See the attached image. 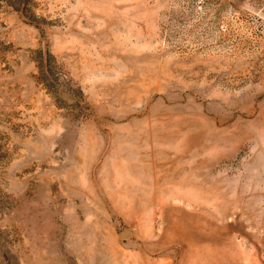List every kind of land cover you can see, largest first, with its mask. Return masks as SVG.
I'll list each match as a JSON object with an SVG mask.
<instances>
[{
    "label": "rangeland",
    "instance_id": "rangeland-1",
    "mask_svg": "<svg viewBox=\"0 0 264 264\" xmlns=\"http://www.w3.org/2000/svg\"><path fill=\"white\" fill-rule=\"evenodd\" d=\"M0 264H264V0H0Z\"/></svg>",
    "mask_w": 264,
    "mask_h": 264
}]
</instances>
